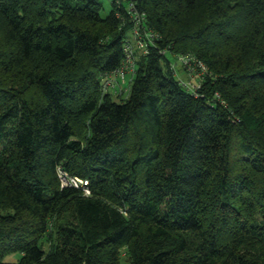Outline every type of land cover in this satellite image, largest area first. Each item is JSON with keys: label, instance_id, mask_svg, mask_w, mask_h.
Segmentation results:
<instances>
[{"label": "trees", "instance_id": "obj_1", "mask_svg": "<svg viewBox=\"0 0 264 264\" xmlns=\"http://www.w3.org/2000/svg\"><path fill=\"white\" fill-rule=\"evenodd\" d=\"M133 2L155 38L115 100L122 2L0 0V264H264V0Z\"/></svg>", "mask_w": 264, "mask_h": 264}, {"label": "built area", "instance_id": "obj_2", "mask_svg": "<svg viewBox=\"0 0 264 264\" xmlns=\"http://www.w3.org/2000/svg\"><path fill=\"white\" fill-rule=\"evenodd\" d=\"M126 1V9L130 12L129 19L131 21V28L129 30V37H126L123 43V51L125 53V57L122 65L117 68L113 74L101 78L100 83H102L104 87L110 86L111 83V85H113L116 77H119L121 78V80H123L124 76L127 74H130L132 76L134 74L135 68V62L133 60L135 59L133 45H135L139 49L140 54H145L148 52L149 45L155 38V33L152 30L146 29L144 26V12L138 11L135 8L133 0ZM115 2L116 4H119L121 0H115ZM176 56L181 60L183 66L186 67V69L190 70V72H192L191 70L194 68V66H192V63L188 61V56L182 54H177ZM200 67L203 70V66L201 65ZM102 90H104V88H102ZM57 175L61 186L78 187L89 192L86 187V179L79 176L70 175L67 173V171L60 167L57 168Z\"/></svg>", "mask_w": 264, "mask_h": 264}, {"label": "rangeland", "instance_id": "obj_3", "mask_svg": "<svg viewBox=\"0 0 264 264\" xmlns=\"http://www.w3.org/2000/svg\"><path fill=\"white\" fill-rule=\"evenodd\" d=\"M102 3V7L99 11L100 16L104 17L105 15L108 14L111 8V0H100ZM123 6L127 8V1L126 0H121ZM134 46V62H136L139 57H140V52L139 49ZM165 56L166 59L169 61L171 67L173 68V74L174 76L179 79L180 82L185 83L190 90H192L195 86L198 85L199 83V78L201 77L202 74V69L199 65L197 68L194 66V68L191 70L186 69V67L183 66L181 60L174 54L170 53L169 51H165ZM165 61H162L164 64ZM192 65V64H191ZM193 66V65H192ZM132 76L130 74H127L124 76V79L121 80V78L116 77L114 80L113 85L110 84L108 87H104L102 83L100 84V88H104L103 91L108 92L111 97L115 100H120V98L124 97L127 93V86L129 84V80ZM109 84V82H108ZM84 194H88L87 191L83 189ZM63 217H67V213H64ZM63 221V219H62ZM126 247H121L119 250V262L120 264H129L128 263V254L126 253ZM19 257L18 252H12L7 255H5L4 260L6 261H14Z\"/></svg>", "mask_w": 264, "mask_h": 264}]
</instances>
